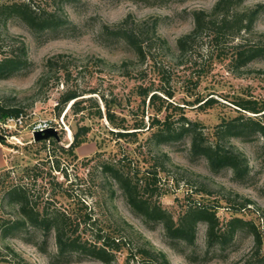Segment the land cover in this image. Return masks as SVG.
<instances>
[{
  "label": "rangeland",
  "instance_id": "1",
  "mask_svg": "<svg viewBox=\"0 0 264 264\" xmlns=\"http://www.w3.org/2000/svg\"><path fill=\"white\" fill-rule=\"evenodd\" d=\"M6 1L9 0H0V4ZM33 1L39 8L54 10L56 7L54 0ZM216 1H68L61 11L70 24L41 33L32 32L18 17L0 22V58L10 52L20 53L24 46L29 61L12 76L0 79V104L22 106L25 116L22 127L13 130L8 139L0 138V149L8 162L0 170V259L23 258L30 264H101L85 254L54 257L57 250L54 229L46 235L29 225L25 230L3 237V224L18 218V205L9 202L7 190L12 185L25 184L33 204L48 206L49 210L66 209L74 221L79 208L90 213L93 222L86 226L84 234L88 239H93L97 232L119 238L124 244L116 251V259L111 264H125L127 260L136 263L140 256L135 259L132 253L137 245L145 242L164 252L172 264H246L249 259L255 264H264V261L255 260V240L248 230L237 231L234 239L223 247L209 248L207 224L198 222L195 244L181 242L173 247L163 224L146 221L137 215L119 183L101 168L105 160L117 162L131 175L138 172L139 179L147 171H156L160 181L154 199H159L175 219L189 206L201 203L218 205L221 225L235 215L253 220L262 231L260 253L264 257V149H260L261 140L229 139L228 144L244 153L249 162L248 176L240 179L230 168L212 170L204 156L193 154L189 135L156 146L149 139L156 127L137 136L119 138L112 134L108 120L98 117L94 108L73 113L69 103L60 115L56 108L62 91L68 86L97 87L109 99L116 98L118 102L112 103V108L131 125L137 117L145 115L149 126L154 117L164 118L167 113L173 124L178 125L183 114L198 121L209 140L216 141V131L223 118L238 115L235 99L264 100V57L251 62L241 73L233 70L229 59L214 60L209 71L199 77L201 67L206 65L204 48V57L199 56L197 60L177 56V39L194 26L193 10L210 11ZM259 4H264V0L244 1V7ZM129 16L133 20L158 19V32L168 42L163 52L153 48L154 58L138 63L129 45L104 32V25L115 26ZM255 30L264 32V9L255 21ZM244 36L248 41L257 39L252 35ZM60 53L76 58L69 84L62 82L64 71L55 75L49 72L47 60ZM99 59L104 62L100 63ZM125 61H130L129 67L136 69L132 76L125 74L122 66ZM43 77L45 80L40 82ZM56 77L61 78L59 84ZM139 84L153 85L167 99L164 89L171 88L174 96L169 101L182 108L175 110L171 106L157 111V106L149 105L148 99L144 104L136 94ZM198 98L203 101L197 102ZM211 98L215 99L213 105L203 107L202 103ZM6 117L9 116L4 115L2 119ZM40 120L52 121L61 137L58 145L69 147L74 133L83 125L90 127L87 141L73 153L62 151L57 144L50 143V139L36 142L31 131ZM57 160L60 170L55 168ZM38 166L43 171L36 178ZM235 194L241 198L236 199ZM243 197L251 199L252 204L234 212L241 207ZM42 246L45 251L41 250Z\"/></svg>",
  "mask_w": 264,
  "mask_h": 264
},
{
  "label": "trees",
  "instance_id": "2",
  "mask_svg": "<svg viewBox=\"0 0 264 264\" xmlns=\"http://www.w3.org/2000/svg\"><path fill=\"white\" fill-rule=\"evenodd\" d=\"M68 1L78 0H54L56 7L54 10L39 8L33 0H9L0 4V22H4L11 17H18L34 33H41L49 30H56L70 24L69 18L63 14L62 6ZM245 0H217L210 11L198 9L193 10L194 26L192 30L177 39V56L185 60H196L199 56L202 58V48L206 50L205 63L201 67L198 76L209 71L214 60L229 59L233 70L240 73L247 68L251 62L260 57H264V32L258 33L255 30V21L264 9V4L255 7H244ZM158 19L133 20L131 16L118 23L115 26L104 25L103 30L108 35L120 38L129 45L135 52L136 60L145 62L152 56L153 48L163 50L168 46V42L163 38L157 29ZM244 34L257 37L252 41ZM198 56V57H196ZM175 57V56H174ZM189 58V59H188ZM100 63L104 60L99 59ZM131 61V60H130ZM130 61H125L122 66L128 76H132ZM184 62V61H183ZM99 63V62H97ZM204 63V62H203ZM29 61L26 51L23 49L20 53L10 52L0 58V79L8 78L21 68L27 66ZM49 72L53 75L59 74L62 70L65 73L64 84H69L72 76L71 67L76 66V58L68 54H57L47 60ZM139 72H141L139 70ZM57 78V84L61 78ZM68 78V79H67ZM45 77L40 79L43 82ZM160 89H154L153 85L139 84L137 86V96L146 104L157 106V111H162L173 106L169 98L174 96L171 88L164 89V98ZM197 102L203 100L196 99ZM118 102L116 98L109 99L97 87L82 89L77 85L68 86L62 91L57 102L56 108L58 115L62 113L66 105L70 103V109L73 113L84 112L88 108H94L95 114L100 118H106L111 124L112 134L117 137L137 136L141 132L156 127L150 141L156 146L163 143L177 141L186 135L191 138V152L195 155L204 156L211 169L220 171L224 168H230L234 175L244 179L249 174V162L244 153L236 150L228 144L229 139L236 137L243 140L256 138L261 140L260 149H264V100L254 97H239L235 99L234 105L238 115L226 118L224 117L218 130L216 131L217 140L210 141L207 134L202 130L198 121H192L185 115H181L178 125L173 124L169 113L164 118L154 117L150 125L145 122V115L137 117L133 124L129 123L125 116H120L112 108V103ZM157 102L159 105H157ZM215 99L211 98L204 101L205 106H212ZM119 104V103H118ZM105 108L103 112L102 106ZM178 104L173 109H181ZM23 112L22 106L0 104V118L5 116H17ZM90 127L81 126L74 133V139L69 147L58 145L57 139H50V143L57 144L64 152L73 153L74 149L87 141V134ZM46 142H43V144ZM47 162V161H44ZM113 161H103L101 168L104 174L111 175L120 185L128 203L135 213L146 221L160 222L163 224L170 244L175 247L181 242L194 245L196 238V226L198 222L207 224V245L208 247L225 246L231 242L237 231L248 230L254 236L256 262L264 261L261 256V247L263 244L262 231L253 220H247L241 216L235 215L229 219L225 225L217 216L218 205L194 204L189 206L178 219L167 210L159 201L154 199L155 192L159 188V177L156 171H147L143 173L141 179L137 175H131L130 171L118 165ZM36 178L42 173L40 166L36 167ZM43 168V167H42ZM60 170V161L57 160L55 166ZM32 169V168H31ZM9 202L18 205V218L5 222L1 228L3 237L17 233L29 225L41 229L44 234L50 230H55L57 250L54 257H71L74 254H85L98 259L101 264H111L116 259V251H119L123 242L117 238L97 232L93 239L85 237V232L92 221V215L82 208L78 209L75 221L72 215L66 209H52L48 206H39L33 204L29 196L28 187L25 184L12 185L7 190ZM235 198H241L235 194ZM235 200V199H234ZM252 204L251 199L244 198L241 201V207L234 212H240L242 208H247ZM84 205V204H83ZM82 226V228H81ZM93 234V233H92ZM45 251L43 246L40 247ZM134 258L140 256V259L133 264H172L167 255L153 248L151 243L145 242L137 245ZM131 254V255H132ZM0 264H30L23 258L19 259H0ZM125 264H132L129 260ZM246 264H255L248 260Z\"/></svg>",
  "mask_w": 264,
  "mask_h": 264
},
{
  "label": "built area",
  "instance_id": "3",
  "mask_svg": "<svg viewBox=\"0 0 264 264\" xmlns=\"http://www.w3.org/2000/svg\"><path fill=\"white\" fill-rule=\"evenodd\" d=\"M23 123H25V116L23 112H21L17 116L11 115L9 117H6L5 119L0 118V136L2 135L8 139L11 132L13 130H17L18 126L22 127ZM49 127H54L52 121L40 120L32 126L31 133L34 134L35 131L44 130Z\"/></svg>",
  "mask_w": 264,
  "mask_h": 264
},
{
  "label": "water",
  "instance_id": "4",
  "mask_svg": "<svg viewBox=\"0 0 264 264\" xmlns=\"http://www.w3.org/2000/svg\"><path fill=\"white\" fill-rule=\"evenodd\" d=\"M33 136L36 142L49 140L51 138H55L58 141L61 140L58 130L54 127H49L44 130L35 131ZM0 138L4 140L5 137L1 135Z\"/></svg>",
  "mask_w": 264,
  "mask_h": 264
},
{
  "label": "crops",
  "instance_id": "5",
  "mask_svg": "<svg viewBox=\"0 0 264 264\" xmlns=\"http://www.w3.org/2000/svg\"><path fill=\"white\" fill-rule=\"evenodd\" d=\"M7 164L8 162L5 152L2 149H0V170L4 169L7 166Z\"/></svg>",
  "mask_w": 264,
  "mask_h": 264
}]
</instances>
